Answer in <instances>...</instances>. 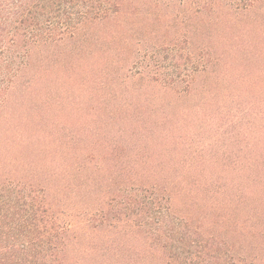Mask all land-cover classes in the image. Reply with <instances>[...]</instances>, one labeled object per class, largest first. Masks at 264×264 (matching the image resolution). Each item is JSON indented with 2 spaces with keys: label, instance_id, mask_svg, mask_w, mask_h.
Returning a JSON list of instances; mask_svg holds the SVG:
<instances>
[{
  "label": "trees",
  "instance_id": "trees-1",
  "mask_svg": "<svg viewBox=\"0 0 264 264\" xmlns=\"http://www.w3.org/2000/svg\"><path fill=\"white\" fill-rule=\"evenodd\" d=\"M0 264H264V0H0Z\"/></svg>",
  "mask_w": 264,
  "mask_h": 264
}]
</instances>
